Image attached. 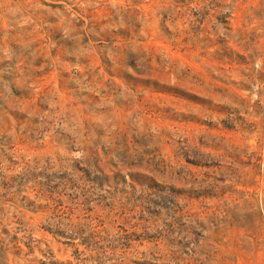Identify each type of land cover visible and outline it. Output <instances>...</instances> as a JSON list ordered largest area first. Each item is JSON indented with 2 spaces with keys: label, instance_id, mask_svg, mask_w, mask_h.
Instances as JSON below:
<instances>
[{
  "label": "rangeland",
  "instance_id": "rangeland-1",
  "mask_svg": "<svg viewBox=\"0 0 264 264\" xmlns=\"http://www.w3.org/2000/svg\"><path fill=\"white\" fill-rule=\"evenodd\" d=\"M0 264H264V0H0Z\"/></svg>",
  "mask_w": 264,
  "mask_h": 264
}]
</instances>
